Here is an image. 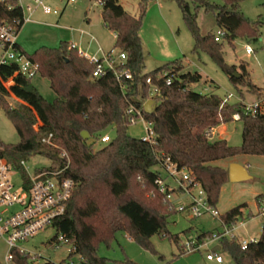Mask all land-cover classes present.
Masks as SVG:
<instances>
[{
	"label": "trees",
	"instance_id": "obj_1",
	"mask_svg": "<svg viewBox=\"0 0 264 264\" xmlns=\"http://www.w3.org/2000/svg\"><path fill=\"white\" fill-rule=\"evenodd\" d=\"M89 1L101 6L104 27L116 35L113 48L125 53L124 68L133 75L134 83L128 82L126 92L122 93L112 72L94 78V65L66 42H61L58 48L41 47L31 57L27 56L38 65V75L49 82L56 96L52 102L37 92L31 79L16 74L15 65L1 66V110L19 141L14 145L0 141V158H5L25 176L19 166L21 160L38 155L52 162L42 170H58L66 164L60 158L61 151L67 153L69 166L63 177L72 179L75 188L64 215L54 220L52 228L75 247L69 259L78 256L82 264H109L98 255V246L101 243L109 246L117 232L127 234L141 248L154 254L157 253L150 239L162 234L178 246L179 256L184 255L186 252L179 246L180 235L167 230L168 219L177 213L154 185L161 175L163 161L169 159L178 170L189 172L203 188L209 204L216 207L221 189L228 183V171L216 162L239 155L264 156V108L256 117L245 115L240 103H228L220 108L222 99L215 93L190 90L192 84L201 80V75L182 68L180 59L145 72L140 30L146 2L140 4L139 15L134 18L118 0ZM243 1L221 0L216 4L213 0H174L193 38L192 52L206 53L237 90L244 88L261 99L262 90L251 82L248 65L245 62L238 68L227 65L222 57L221 41L215 42L211 33L202 35L197 25V11L202 8L213 13L216 26L224 32L222 40L230 43L240 37L256 41L264 24L245 18L241 12ZM0 20L13 24L18 21V32L21 30L23 19L18 0H0ZM15 48L24 53L18 44ZM165 71L174 76L169 86L164 78L158 77ZM147 79L150 85L146 84ZM9 80L12 84L6 87ZM152 88L158 90L153 98L155 107L152 114L144 113L155 133L154 143L149 144L127 135L125 112L130 104L141 107L150 100ZM9 95L23 104L10 107L6 102ZM236 113L242 124L239 147L205 136L208 128L233 122ZM108 128L114 129V138L94 151L88 140L97 139ZM84 132L88 134L87 140L81 136ZM49 134L58 148L42 143ZM245 208L243 204L230 209L221 215V223L231 227L245 219ZM251 217V213L247 215ZM190 230L182 234L188 236ZM212 232L197 234V239L201 241ZM220 252L226 253L233 264H264V227L257 243L249 244L245 250L236 240L224 239ZM12 254L13 264H33L27 254L18 250Z\"/></svg>",
	"mask_w": 264,
	"mask_h": 264
},
{
	"label": "rangeland",
	"instance_id": "obj_2",
	"mask_svg": "<svg viewBox=\"0 0 264 264\" xmlns=\"http://www.w3.org/2000/svg\"><path fill=\"white\" fill-rule=\"evenodd\" d=\"M20 1L22 5L29 3V0ZM67 1L68 0H45V5L51 9L57 10L58 15H45L41 10L37 9L33 12L31 21L24 23L18 33L17 43L26 56L31 57L33 53L41 47L58 48L61 42L74 45L76 50L83 54L89 56L94 55L97 45L90 43L88 37L80 35V30L87 29L86 19H89V24L92 25V35L95 36L100 43L103 41L104 44H107V46H109V51L112 50V35L107 33L101 23V6L97 2H88L86 0H76L74 4H67ZM213 1L216 4L221 3V0ZM241 12L250 22L260 20L264 24V0H244L241 4ZM177 14L179 16L180 33H176L175 36L179 41L182 52L179 51L177 58L166 60L162 62L160 66L180 59L182 61V68L185 70L190 68L192 72H197L201 75V80L196 84H192L189 87L190 90L199 94L215 93L221 99L224 98L227 93H232L234 95V98L230 100L232 104L238 103V99H241L247 105L255 102L258 97L250 94L244 88L238 87L237 90L230 83L223 71L212 62L206 53L201 51L197 53L192 52L194 45L193 38L184 25L178 11ZM197 25L202 35L208 33L215 35L216 32L219 31L213 13L205 12L202 8L197 11ZM220 43L222 44V57L224 62L230 66L235 65L237 68L241 63L245 62L248 65L247 70L250 74L251 82L262 90L261 99H264V26L256 41H247L237 37L230 43L225 40H221ZM246 45H249L253 50L251 55H246ZM155 69L154 64L149 60L144 64L145 72H150ZM238 72L237 70V73ZM11 84L12 81L9 80L5 83V86L9 87ZM31 84L46 101L52 102L56 98L49 87V82L40 75H36L32 78ZM239 91L241 92V97ZM6 102L12 108H16L23 104L12 95L6 98ZM223 126L224 127L221 129V137L227 141L228 145L231 147H239L241 144V122H231ZM126 132L129 137L134 139H142L146 134L141 121H137L134 125H128ZM104 133L108 134L111 139L115 136L113 128L106 129ZM218 133H220V131ZM217 138L218 134L216 133L212 137V141ZM0 141L5 144L13 145L19 141L13 126L1 109ZM88 142L93 145L94 151L105 146L99 144L95 138H90ZM232 163L243 166L251 179L239 183H230L228 181L221 189L216 208L220 214H224L234 207L245 204L246 208L243 210V218H245L244 220L246 221L245 227L241 228L239 233L241 237L246 240L250 238L258 239L264 227V220L256 216L253 217V219H249L247 215L250 213L254 215L256 213V201L261 199L264 201V156L239 155L234 158L216 162L218 166L223 167L227 171ZM50 164H52V162L38 155L30 156L26 160V168L29 172H32L35 168L48 167ZM157 169L159 170V168ZM13 182L19 185V179L13 177ZM168 223L167 230L169 233L172 235H180L179 246L184 244L187 238V234L184 236L182 233L187 229H192L191 227H193V230H190V236L211 232L217 226L219 227L218 221L210 217L188 221L181 214L170 217ZM55 235L56 232L53 228H46L19 246L31 255H40L41 257L37 260L38 264L49 261L58 264L65 259L66 250L65 247L55 252L48 249V243ZM150 242L157 254L141 248L135 241L131 240L127 234L117 232L113 240L109 243V246H105L103 243L99 244L98 255L107 259L109 264H127L128 261L134 264H174L179 260L180 254L178 246L165 238L162 234L153 236ZM6 251L7 246L4 240L0 239V262L4 261ZM205 254L206 249L204 248L199 252H188L183 256H185V260L186 258L193 257L196 261H202L205 260ZM160 256L163 257L162 261L159 260ZM221 256L224 261L223 264H233L226 253H221ZM70 261L72 264H82L78 256H73ZM177 264H189V261H183Z\"/></svg>",
	"mask_w": 264,
	"mask_h": 264
},
{
	"label": "built area",
	"instance_id": "obj_3",
	"mask_svg": "<svg viewBox=\"0 0 264 264\" xmlns=\"http://www.w3.org/2000/svg\"><path fill=\"white\" fill-rule=\"evenodd\" d=\"M75 1L68 0L67 4H74ZM18 4L22 11L23 25L30 21L33 12L37 9H40L46 15H58L57 10L45 5V0H29L26 5H22L21 1L18 0ZM18 24V21L13 24L0 20V67L15 65L17 67L16 74L32 79L38 75V65L15 48L16 44H18ZM223 36V31H217L214 41L219 43ZM73 48L75 47L70 45V49ZM245 53L246 55L253 53L249 45L245 46ZM78 54L94 65L92 73L94 78L103 76L107 71L112 72L122 93L126 92L128 82L134 83L133 75L128 69L124 68L126 66V55L124 52H119L112 48L111 51L106 53L99 50L98 55L88 56L79 51ZM158 77L164 78L166 86H169L174 80V76H170L167 71L162 72ZM146 84H151L150 79L146 80ZM157 95L158 90L152 88L150 100L153 101V98ZM232 98H234V95L227 93L221 100L220 108L230 103ZM237 102L242 105L243 113L251 117H256L264 108V99H257L248 105L241 99H238ZM144 104L145 102L141 107L130 104L125 112L126 122L127 125H134L137 121H141L146 133L141 139L142 142L153 144L155 140L153 124L144 117ZM232 121L240 122V115L238 113L234 114ZM213 130L214 128H208L205 131V136L212 139ZM111 140L106 133L96 139L101 145H106ZM42 143L52 148H58L53 143L51 134L43 138ZM60 158L66 162L63 168L42 170L44 167H40L35 168L32 172L27 170L26 161L21 160L19 166L25 176L5 158H0V239H3L7 246L4 261L0 262V264H13V250L29 255L33 264H37L38 258L41 257L37 254L31 255L19 245L33 238L44 229L52 228L54 220L64 215L66 211L67 203L75 188V182L70 178L63 177V173L69 166L67 153L61 151ZM160 174L154 185L164 195V201L173 207L177 214L183 215L188 220L210 217L219 223L218 229L209 236L202 238L201 241L197 239V236L188 235L185 243L181 245L186 253L199 252L212 244H217L220 247V243L224 239L236 240L242 250H245L249 244L257 243L258 239L250 238L246 240L241 237L239 229L245 226L246 221L244 219L238 220L231 227L221 223V214L216 207L209 204L203 188L189 172L184 169L178 170L169 159H165L160 168ZM13 177L19 179V185L13 182ZM255 216L264 220L263 200L256 201V213L249 219H253ZM64 247L66 257L62 260V263L58 264H72L68 256L75 252V247L64 235L57 234L48 243V249L53 252ZM205 259L208 262L223 263L221 253L216 251H207Z\"/></svg>",
	"mask_w": 264,
	"mask_h": 264
},
{
	"label": "crops",
	"instance_id": "obj_4",
	"mask_svg": "<svg viewBox=\"0 0 264 264\" xmlns=\"http://www.w3.org/2000/svg\"><path fill=\"white\" fill-rule=\"evenodd\" d=\"M86 1L91 2L89 0H86ZM118 1L121 7L124 9V11L134 18H137L139 15L140 4L142 2H146L145 17L143 19L142 28L140 30V38H141L142 47H143L144 64H146L147 61L149 60L152 64H154L155 68L157 69L160 67L162 62L166 60H170L172 58H177L179 51L182 52V49L180 47L177 37L175 36L176 33L177 34L180 33L179 16L177 14V11L179 13L180 11L176 3L174 2V0H118ZM100 19H101L103 28L107 31V33L112 35L113 46H114L115 34L111 33L104 27V24L101 18V12H100ZM86 22H87V26H86L87 29L80 30V35L88 37L90 39V43L92 44L94 43L97 45V49L95 50L96 52L94 55H98L99 50L102 51L103 53L109 52V46H107V44H104L103 41L100 43L98 39L92 35L91 33L92 25L89 24L90 20L86 19ZM186 70L191 71L190 68ZM223 127H224L223 125H220L214 128L213 136L216 133L218 134V138L216 140H224L221 137L222 135L221 129ZM219 131L220 133H218ZM251 216H254V215L251 214ZM188 221H191V220H188ZM191 228H192L191 230H193V227ZM217 229H218V226L214 228L212 231L217 230ZM218 247L219 246L217 244H212L208 248H205V249H206V252L207 251L220 252V250L219 251L216 250V248ZM184 258L185 256L181 255L179 257V260H177L174 264L181 263L183 261H189V264H217L214 262H208L206 261V259L202 261H196L195 258L193 257L186 258V260Z\"/></svg>",
	"mask_w": 264,
	"mask_h": 264
},
{
	"label": "water",
	"instance_id": "obj_5",
	"mask_svg": "<svg viewBox=\"0 0 264 264\" xmlns=\"http://www.w3.org/2000/svg\"><path fill=\"white\" fill-rule=\"evenodd\" d=\"M235 77H238V74H234ZM154 102L152 100H148L145 102L143 108H144V113L146 115H150L153 112L154 109ZM83 140H87L88 139V134L87 133H82L81 134ZM251 177L248 175V172L246 171V169L236 163H232L230 164L229 168H228V181L230 183H239V182H244L247 180H250ZM217 251L220 250V248H216Z\"/></svg>",
	"mask_w": 264,
	"mask_h": 264
}]
</instances>
